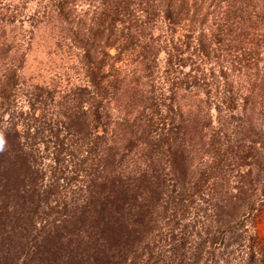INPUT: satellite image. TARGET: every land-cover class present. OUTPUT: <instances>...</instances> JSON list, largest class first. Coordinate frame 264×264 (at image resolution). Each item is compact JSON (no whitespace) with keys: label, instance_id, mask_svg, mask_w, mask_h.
Segmentation results:
<instances>
[{"label":"trees","instance_id":"1","mask_svg":"<svg viewBox=\"0 0 264 264\" xmlns=\"http://www.w3.org/2000/svg\"><path fill=\"white\" fill-rule=\"evenodd\" d=\"M38 6L80 74L15 109L0 13V264H264V0Z\"/></svg>","mask_w":264,"mask_h":264},{"label":"rangeland","instance_id":"2","mask_svg":"<svg viewBox=\"0 0 264 264\" xmlns=\"http://www.w3.org/2000/svg\"><path fill=\"white\" fill-rule=\"evenodd\" d=\"M1 3V14H4L5 16H9L11 13L16 14L15 21L10 25H5V31L9 38L6 40L9 42L12 40V46L16 45L15 41L17 40L19 47L18 49H16L17 47L13 49L16 51H14L12 55H16L18 58L24 53V55L20 57L23 59V61L18 65L17 68L19 83L16 89L18 95L16 97L17 102L15 109L20 110L21 108H27V98L31 93L38 91V85L41 87L43 86L54 89L56 95H58L57 92H61L59 91L60 89H64L66 85L69 86L66 81V76H63L62 73L64 72L63 69H65V67L69 68L68 73L66 74L72 75V82L75 84L77 81L75 78H77L76 76L80 74V71L77 69V65L75 64L76 61H74L76 57L75 50L72 51L67 46L63 47L59 44L54 45L52 43L50 33L51 28L49 27L50 22L48 23L46 21L47 15L38 19L36 22L37 24H35L36 26L31 25L33 24V20L30 18V16L33 15L35 11L41 10L42 8L38 6V0H1ZM32 28H34V30L30 38L31 40L29 41L27 37L28 33L26 31L27 29ZM162 31H164L163 23L158 21L154 26V34L156 35L158 32ZM181 31L182 30H180V32L178 31L176 36H182L183 32ZM3 44V47L5 48L7 43ZM163 56L164 55L161 53L160 57L162 58ZM0 60H2L1 57ZM188 66L185 68V70H188ZM3 69L4 68L0 67V74ZM4 119H8L7 114L4 116ZM193 215L194 213L192 211L190 214H188L185 221L195 223L196 220H192ZM254 228L257 233L264 238V216L261 217V220ZM254 228L251 227L250 232H253ZM24 238L25 236L23 239ZM241 248L242 247L237 249V251L239 250L238 253L236 251V254L239 256L241 253H243V249ZM230 256L234 257L233 254H230ZM234 263L235 261H231V264Z\"/></svg>","mask_w":264,"mask_h":264},{"label":"clouds","instance_id":"3","mask_svg":"<svg viewBox=\"0 0 264 264\" xmlns=\"http://www.w3.org/2000/svg\"><path fill=\"white\" fill-rule=\"evenodd\" d=\"M5 149V140L2 133H0V152L4 151Z\"/></svg>","mask_w":264,"mask_h":264}]
</instances>
